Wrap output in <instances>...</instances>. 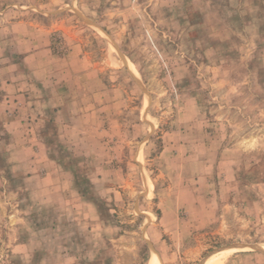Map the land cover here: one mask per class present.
<instances>
[{
    "label": "rangeland",
    "instance_id": "obj_1",
    "mask_svg": "<svg viewBox=\"0 0 264 264\" xmlns=\"http://www.w3.org/2000/svg\"><path fill=\"white\" fill-rule=\"evenodd\" d=\"M264 264V0H0V264Z\"/></svg>",
    "mask_w": 264,
    "mask_h": 264
},
{
    "label": "bare ground",
    "instance_id": "obj_2",
    "mask_svg": "<svg viewBox=\"0 0 264 264\" xmlns=\"http://www.w3.org/2000/svg\"><path fill=\"white\" fill-rule=\"evenodd\" d=\"M157 260L153 259L150 264H159L156 262ZM204 264H222V258L217 257V258H212V259H207Z\"/></svg>",
    "mask_w": 264,
    "mask_h": 264
}]
</instances>
